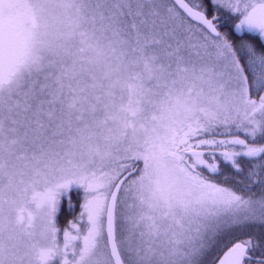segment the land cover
Segmentation results:
<instances>
[{"label":"snow or ice","instance_id":"obj_1","mask_svg":"<svg viewBox=\"0 0 264 264\" xmlns=\"http://www.w3.org/2000/svg\"><path fill=\"white\" fill-rule=\"evenodd\" d=\"M0 264H264V0H0Z\"/></svg>","mask_w":264,"mask_h":264}]
</instances>
